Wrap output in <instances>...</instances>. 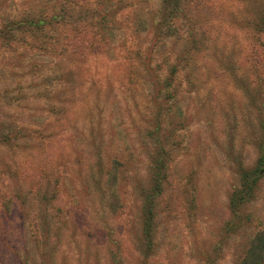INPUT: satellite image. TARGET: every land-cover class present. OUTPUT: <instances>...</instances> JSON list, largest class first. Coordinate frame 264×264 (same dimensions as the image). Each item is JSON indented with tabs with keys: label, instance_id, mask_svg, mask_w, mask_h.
<instances>
[{
	"label": "rangeland",
	"instance_id": "1",
	"mask_svg": "<svg viewBox=\"0 0 264 264\" xmlns=\"http://www.w3.org/2000/svg\"><path fill=\"white\" fill-rule=\"evenodd\" d=\"M193 1L181 0L183 27L169 33L157 27L161 0H135L149 25L130 48L132 29L117 34L116 56L91 50L74 26L89 4L0 0V264H236L245 254L264 227V173L245 201L231 197L264 145V0ZM191 27L197 51L183 58ZM163 151L148 242L140 192ZM114 156L123 164L104 183Z\"/></svg>",
	"mask_w": 264,
	"mask_h": 264
},
{
	"label": "trees",
	"instance_id": "2",
	"mask_svg": "<svg viewBox=\"0 0 264 264\" xmlns=\"http://www.w3.org/2000/svg\"><path fill=\"white\" fill-rule=\"evenodd\" d=\"M96 1L97 3L102 2L101 0ZM161 1L163 2V11L160 15L159 20L156 21L157 27L165 26L167 27V32L169 33L172 32V30L175 31L176 27H183L180 23L181 0ZM79 2L83 4H89V7L87 9L85 8V13L82 17L79 18L80 20H82V22L74 19L73 24L75 26L80 22L82 25L80 27H84V32L90 38V46L92 47L91 50H98L101 47L102 51L104 50L107 55L114 54L118 56L121 54V48L120 46L117 47V34H122L123 36H125L126 31L129 28L132 29L131 34L125 37L126 40H128V46L130 48L131 44L133 43L132 39L137 37V27L147 28V26L149 25V14L147 13L148 8L141 7L137 2H135V0H133V2L129 0H106L107 4L105 5V8H101L100 5L93 7L91 0H72V3L76 5ZM193 2L197 3L198 1L194 0ZM69 9L70 7L65 9V6H63L61 11L62 13H64ZM158 11L159 9L157 10V12ZM61 18L62 16L59 17V19ZM187 34L188 35H186V38L188 41V46L184 49V54H182L183 58H185L186 54L192 55L193 52L197 51L196 41H189L194 36L195 29H193L192 27L190 29L188 28ZM179 36H182L181 31L179 33ZM81 38L82 37H78L74 39L73 44L70 43L73 52H77V50L82 46V43L80 41ZM262 41H264V35ZM65 47H68L67 44L65 45ZM171 83L172 80H170V84ZM158 90H160L159 85ZM259 146L260 156L258 162L253 167V169H250V171L245 170L241 174V183L239 189L236 190L231 197V203L233 204L238 202L240 204L241 201H245L247 197H249L253 192L254 187L257 185L259 177L264 173V145L263 143H260ZM110 160L111 163L105 167L104 176L102 175L104 183L108 182L109 180H117L116 169L121 164H123V162L117 156H114ZM166 160V152L165 155L161 153L158 154L157 157L152 159V163L148 167V171L150 170L151 173V186L150 188H142V191L140 192V194L142 193L143 196L141 201L142 236L144 241L148 242L152 234L150 228L153 215L152 207L154 206L155 198L161 192L163 180L166 177V173L168 170ZM113 168H115V170L111 171V169ZM111 197L115 196L111 194ZM115 200L117 199H110V201H113V205L115 204ZM239 218H241V216ZM236 264H264V227L258 229L254 233V236L251 238L250 244L247 247L245 254L241 256Z\"/></svg>",
	"mask_w": 264,
	"mask_h": 264
}]
</instances>
